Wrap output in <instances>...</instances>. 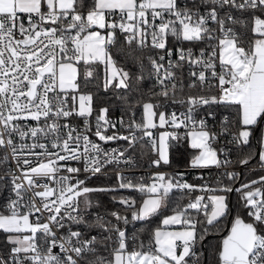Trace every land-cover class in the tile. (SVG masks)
Here are the masks:
<instances>
[{
  "label": "snow or ice",
  "instance_id": "obj_1",
  "mask_svg": "<svg viewBox=\"0 0 264 264\" xmlns=\"http://www.w3.org/2000/svg\"><path fill=\"white\" fill-rule=\"evenodd\" d=\"M202 2L209 5L204 13L195 0L192 7H182L178 0H89L86 10L84 0H0V148L10 151L20 170L18 176L10 173L15 198L0 208V232L11 246L10 261L0 256V264H82L96 252L97 237L84 239L81 231L69 227L58 238L54 229H64L66 221L90 226L85 219L92 206L90 194L119 190L138 192L141 199L138 203L131 197L113 196L131 212V219L116 211L110 214L116 223L96 218L94 226L108 233L105 241H113L114 234L115 246L110 259L97 257L90 264H189L190 257L193 264H199L194 248L209 228L227 219L228 194L233 191L240 193L249 220L237 216L226 229L216 253L218 264H264V188H253L264 185V176L233 188L220 180L216 187L194 185L162 172L152 174L145 183L142 176L134 179L125 170H116V187L94 188L72 175L83 171L95 176L108 165L134 166L126 153L137 144L151 150V165L160 168L170 164L171 142L186 141L193 150L192 169L231 163L220 159V150L213 147L219 135H231L238 145L250 144L254 128L264 125V0ZM233 9L249 14L247 47L229 25L247 28L248 19L233 16ZM118 35L130 47L157 50L156 57H149L160 88L155 95L184 106V111L166 112L148 101L141 106L140 121L133 119L125 125L122 118L115 123L110 120L105 107L99 109L93 131L89 122L93 94L85 89L97 66H102L105 90L113 85L129 87V73L113 57ZM185 42L201 47L194 51L192 46L185 48ZM221 105L234 112L235 118H224L218 133L197 113L207 109L206 117L214 118L213 108ZM73 116L83 119V131L70 123ZM117 123L130 134H106ZM155 129L163 131L154 135ZM89 132L104 143L126 141L128 148L108 152ZM260 144L259 161L264 165V138ZM21 156L35 159L21 161ZM3 159L6 162L8 156ZM69 161L82 162V168L68 166ZM241 163L247 164L248 158ZM224 175L237 179L236 173ZM173 190L200 194L164 217L147 245L141 241L129 250L126 226L159 214ZM198 224L205 225L199 234ZM171 226L180 228L171 230ZM55 248L63 255L54 253Z\"/></svg>",
  "mask_w": 264,
  "mask_h": 264
},
{
  "label": "trees",
  "instance_id": "obj_2",
  "mask_svg": "<svg viewBox=\"0 0 264 264\" xmlns=\"http://www.w3.org/2000/svg\"><path fill=\"white\" fill-rule=\"evenodd\" d=\"M89 5V0H84V10L87 9ZM232 13L241 20L249 18L248 13H241L232 10ZM239 28L241 25L236 24ZM241 28V27H240ZM242 29V28H241ZM244 30V29H243ZM251 38V35L245 36L241 39L243 46L247 47V44ZM170 45L172 46V41L170 40ZM189 45L187 42L183 46ZM194 49H199L201 45H190ZM189 47V46H188ZM113 57L118 62V65L122 67L125 71L129 73V80L127 89L116 88L114 85L109 87L107 90L103 87V77L102 68L97 66V72L94 75L92 81L88 84L86 91L93 94V115L97 116L99 114V109L108 108V118L114 122H118L121 118L125 125H128L135 119L137 122L140 121L142 114V104L146 101H151L155 104H159L161 108L165 111L170 108H184V106L173 103L171 99H166L164 97L156 96L155 93L160 91L159 85L155 83L152 78V73L150 69L149 57H154L156 55V50L150 47L143 49L136 48L135 45L131 47L124 43L123 35H118V43L112 49ZM187 72L188 68H184V82L187 84ZM137 77H142V79H137ZM187 92V88L185 89ZM195 91V90H193ZM151 93V95H149ZM181 98V94H177V99ZM185 109V108H184ZM215 112V117H209V126L211 131L218 132L222 127V121L224 118L229 120H234L235 113L231 110L225 108L224 106H215L213 108ZM207 109H200L197 114L205 113ZM118 128H123L127 135L130 134V130L126 127H122L117 123ZM261 125H258L253 130V135L250 138V144L247 146L238 145L233 142V138L230 135L224 134L219 135L216 141V147L221 148L220 157L221 159L227 158L231 163L226 167L225 171H213L210 172L209 176H206L205 172L199 173L195 172L193 175H189L188 178L194 185H199L203 183V180H208L212 187H216L217 180L222 181L224 184L231 185L233 188H240V185L244 183H250L255 180L259 171L258 169L251 168L252 166L259 163L258 158H256L257 150L260 149L259 144V133ZM134 130V129H133ZM235 132V128L232 129ZM139 137L140 132H136ZM147 139V138H145ZM126 142V141H124ZM143 143V141H141ZM127 144V142H126ZM172 146L169 149L170 164L161 165L160 168H171L176 171L183 170L189 166V161L191 159L193 150L189 148L186 141L171 142ZM129 151L137 159L138 168H152L151 160L154 158V154L147 147L141 148L140 144H137L135 149L129 148ZM226 153V157H225ZM248 158V163H241L242 160ZM240 165L249 166L245 169H238ZM227 172H232L237 174L236 180H229L224 175ZM168 177H173V174L167 173ZM200 177L204 179L201 180ZM148 182V179L145 183ZM86 185L89 187H116L117 179L114 177H94L86 180ZM259 187L258 184L253 185V188ZM8 189V177L0 179V208L4 206L5 197ZM246 191L248 189H245ZM196 192L188 194L187 191L173 190L168 198V204L165 208L161 210L159 214L142 221H132L126 226L127 232V244L128 249L132 250L136 248L137 245L142 241L145 245L148 244L152 231L161 226L162 218L174 211L177 205H185L188 203L189 199L196 196ZM92 198V206L85 213V219L89 222L88 230L92 232L94 236L97 237L96 252L89 254L87 259L84 261L85 264H90V262L96 261L97 257L111 258L110 252L111 248L115 245L113 241L115 236L113 234V241H105L103 237L108 235L103 229L98 226H94V222L99 215H105V220H112L116 223L115 219L110 215L113 211H118L121 215H126L131 219V212L128 211L124 206L118 204L113 196L117 199L121 197H131L136 199L139 203L141 199V194L135 191L129 190H119L118 192H100L90 194ZM240 193L233 191L228 194V204H229V215L222 223L219 224L217 228H209V231L205 235L204 239L197 244L196 256L199 257V264H218L217 261V251L221 242L222 237L226 234V229L229 228L230 223L228 221L229 216L232 218L240 216L246 221L249 220L245 214L244 207L239 202ZM231 203V204H230ZM83 210V208H82ZM198 219H203V216L198 217ZM205 225L198 224L197 232L198 234L203 230ZM0 247L4 251L10 248V245L6 243V234L0 232ZM189 264H193L194 258L190 257Z\"/></svg>",
  "mask_w": 264,
  "mask_h": 264
},
{
  "label": "built area",
  "instance_id": "obj_3",
  "mask_svg": "<svg viewBox=\"0 0 264 264\" xmlns=\"http://www.w3.org/2000/svg\"><path fill=\"white\" fill-rule=\"evenodd\" d=\"M178 3L182 7H192L193 6V0H178ZM195 4L198 6V8L201 11V13H204L207 10V8L209 7V5L206 4V3H203L202 0H195ZM232 15L235 16L233 13H232ZM229 26H232L234 28V30L238 33L240 41L245 36L251 35V30H250L251 29V20L249 18H248V27L247 28H244V27L240 26L242 28L241 29L240 27L238 28L236 25H229ZM188 46H190V45H186L184 47L187 48ZM194 51H196V49H194ZM156 56H157V50H156V55L154 57H156ZM150 69H151V73H152V78L155 81V83H157L156 77H155V75L153 73V70H152L151 63H150ZM149 95H151V93ZM184 110H185L184 108L180 109V108L173 107V108H170L169 110H167L166 112L176 111L177 113H179V112L184 111ZM95 117H96L95 115H92V117L89 118V122L93 126V131L95 130V128H94ZM197 117L198 118H206L207 122H208V127L211 130V128L209 126V117H206L205 113L197 114ZM28 123L33 124V125L35 124V122H32V121H29ZM70 123L73 126H76L79 130H81V131L84 130V121H83L82 118L73 116V117L70 118ZM183 131H184L183 129L180 130L181 135H183ZM113 133H117V134H120V135H127V133L124 131L123 128L120 129L118 127H116L115 129H111L110 128L108 133H106V134L110 135V134H113ZM87 134L90 136V138L92 140L96 141L97 143H100L101 147L103 149H105L106 151H108V152H111L113 149L124 150L125 148H128V144H126V142H124L123 140L109 141L107 143H104L103 141H99L98 138H96L94 135H92L91 132H89ZM231 137L232 136L230 135V138ZM14 139L16 140V143H18V144L20 143L18 137H14ZM25 142H30V141H25ZM215 145L216 144H214L213 147H215L216 149L220 150L219 151V156H220L221 148L220 147H216ZM126 154L127 155H131V157H132V159L134 161V166H129V165H125V164H120L118 166H116V165H108L106 168L102 169L101 173H98L95 176H89L87 173H84L83 171H81V173H79V174H72V175H78L79 179H84L85 182H86L87 179L94 178V177H114V178H116V170H125V175H128V176H130V177H132L134 179L142 176V177L145 178V181H146L147 178L149 176H151L152 174H154L156 172H164L165 174H167V173L171 174L172 173L173 177H177L178 179H182L185 182L191 183V181L189 180L188 176L189 175H193L195 172H199V173L205 172L206 176H209L211 174L210 172H213V171H225L226 170V167H220V168L210 167V168H205V169H192L191 167H187V168H185L183 170H178V171H176L174 169H171V168H156V167H152V168H138L137 167V159H136V157L134 155H132L130 153L129 148H128V152ZM5 155L8 156V160L6 162L3 159ZM25 158L32 159V160L35 159L34 157H30V156H21L20 157L21 161L23 159H25ZM220 159H221V157H220ZM61 163L63 164L64 162H61ZM68 166H74V167H81L82 168V162L69 161L68 162ZM245 168H246V165H240L238 167V169H240V170L245 169ZM251 168L264 171V165H262L260 163V161H259V163L257 165H254ZM10 173L11 174H15L17 176L20 175V170L17 168V161L12 158V156L10 154V151L8 149L0 148V179H2L4 177H8V189H7L6 197H5V200H4L5 201L4 206L7 204L9 199L15 198L14 197V193L11 191V189H12V184H11L12 175H10ZM61 174H67V173H61ZM178 174H182V176L178 175ZM74 182L75 181H73V183ZM205 183L210 185L208 180H206V179L203 180L202 184H205ZM202 184H199V185H202ZM259 188H261V187H259ZM42 190L43 189H37V191H42ZM196 193H197L196 195L200 194L199 192H196ZM30 195H31V193H28L26 195L25 199H27V197L30 196ZM22 211H23V209H22ZM116 212H118V211H116ZM46 216H47V213L44 214V218H46ZM99 216L103 217L104 219L106 218L105 215H102V214L99 215ZM69 227L72 230L81 231L83 233V238L84 239H87V238H90V237L94 236V234L92 232H89V230H88L89 226L70 224V222L66 221V227L64 229H59V230L54 229V231L57 232V237L59 238V237H61L63 235H66L67 232H68ZM122 227H124V226L122 225ZM126 236H127V232H126ZM127 239H128V236H127ZM196 246L194 248V251L196 250ZM9 249L7 251L6 250L4 251L0 247V256H3L6 260L10 261V257L8 255ZM53 252L56 253V254H59V255H63V253H61L58 248L53 249ZM82 264H85V262L83 261Z\"/></svg>",
  "mask_w": 264,
  "mask_h": 264
},
{
  "label": "rangeland",
  "instance_id": "obj_4",
  "mask_svg": "<svg viewBox=\"0 0 264 264\" xmlns=\"http://www.w3.org/2000/svg\"><path fill=\"white\" fill-rule=\"evenodd\" d=\"M101 68H102V66H100ZM102 77H103V69H102ZM146 102H148V101H146ZM154 131V135H155V133H157V132H160V131H163V129H155V130H153ZM261 138H264V125H261V128H260V133H259V144H260V139ZM260 148H261V144H260ZM257 165V164H256ZM248 166H246V168H247ZM257 171H259V173H258V175H257V177L255 178V180H259L262 176H264V171L263 170H257ZM162 173H164V172H162ZM87 186V185H86ZM240 186H242V185H240ZM258 186L259 187H261V188H264V185H261V184H258ZM246 191V190H245ZM91 196V195H90ZM81 200L83 199L82 197L80 198ZM90 199L92 200V198L90 197ZM239 202L241 203V205H243V201L241 200V199H239ZM83 208V204H81V209ZM129 211V210H128ZM244 211H245V214H246V216L248 217V215H247V209L246 208H244ZM173 214V212L172 213H170V214H167V215H165L164 217H166V216H169V215H172ZM163 217V218H164ZM163 218H162V220H163ZM248 219H249V217H248ZM160 227H162V222H161V226ZM179 228H180V226H171V230H179Z\"/></svg>",
  "mask_w": 264,
  "mask_h": 264
},
{
  "label": "water",
  "instance_id": "obj_5",
  "mask_svg": "<svg viewBox=\"0 0 264 264\" xmlns=\"http://www.w3.org/2000/svg\"><path fill=\"white\" fill-rule=\"evenodd\" d=\"M260 151H261V150L258 149V150H257V153H256V158H258V160H259V153H260ZM255 188H259V187H255ZM116 202H117V201H116ZM117 203H118V202H117ZM118 204H119V203H118ZM230 204H231V203H230ZM120 205H121V204H120ZM122 206H123V205H122ZM234 219H235V218H232L231 215L229 216L228 221H229L230 225H231V222H232ZM229 227H230V226H229ZM226 234H227V232H226ZM226 234H225V235H226ZM221 240H222V239H221Z\"/></svg>",
  "mask_w": 264,
  "mask_h": 264
}]
</instances>
